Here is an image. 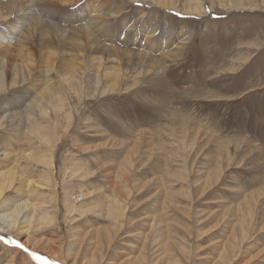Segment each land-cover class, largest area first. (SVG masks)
<instances>
[{
	"label": "rangeland",
	"instance_id": "rangeland-1",
	"mask_svg": "<svg viewBox=\"0 0 264 264\" xmlns=\"http://www.w3.org/2000/svg\"><path fill=\"white\" fill-rule=\"evenodd\" d=\"M96 1L107 14L97 25L114 28L101 43L102 31L83 25ZM146 1L35 2L43 12L0 48V63L9 61L0 84L17 82L0 89V156L12 151L41 176L24 156L40 158V129H51L58 140L44 189L60 212L58 224L44 221L29 235L10 230L0 212V235L29 249L1 242L0 264H264V0L238 11L196 0L199 16ZM31 18L44 32L28 42ZM20 38L32 54L23 59ZM108 72L120 74L118 85ZM43 79L53 87L35 96ZM57 92L68 103L60 119L50 101ZM33 99L46 114L28 107ZM3 158L0 173L13 163ZM13 197V207L26 199L18 190ZM110 202L125 209L120 219Z\"/></svg>",
	"mask_w": 264,
	"mask_h": 264
},
{
	"label": "bare ground",
	"instance_id": "bare-ground-1",
	"mask_svg": "<svg viewBox=\"0 0 264 264\" xmlns=\"http://www.w3.org/2000/svg\"><path fill=\"white\" fill-rule=\"evenodd\" d=\"M23 1L24 0H18V1L16 0V1L11 2L8 0V2H5L4 4L0 5V48L1 49L4 48L5 44L9 45V44H12L13 41L17 40V37L15 38V36H18V34H21V35L23 34V26L27 25V17H30L34 14L38 15V13L43 12V11H41L42 9H40L39 10L40 12L37 13V9H33V7L35 6L34 5L35 2L36 3L42 2L45 4H51V3H55V2H64L66 0H28L26 6H21ZM181 1L182 0H147L143 5H150V6H153V8L156 7L159 9L163 8L165 11H169V10L171 11L172 10L175 13L184 14V15H186V14L194 15L193 13H196L195 16L202 15L201 13H202L203 7H202L201 3L193 4L196 0H186V2L189 4L184 5V7L180 8L179 4L181 3ZM216 1H218L220 3V5L222 7H224L226 10H237L238 11V10L246 9V7H251V8L254 7V5H252L254 0H216ZM104 2L105 1H103V3ZM97 3H99V1L98 2L97 1L91 2L90 5H88L90 8H88V7L86 8V10H87L85 12L86 17L84 16L85 18L83 19V21H85V24H83V25H86L87 28L89 26H91V28L95 30L97 36L99 34H102V36H100L101 38L100 37L97 38V41L99 43H101L102 41L99 39H102V38L105 39V37L108 38L106 34L109 31L113 30L114 28H110V27L106 26L105 24H103L102 26L97 25V23L99 22L98 21L99 16L107 15L104 13V11H101L102 5L101 4L97 5ZM5 12H8V17L5 15H2ZM31 21L32 22L30 25V31L25 30V34H24V36L27 38L26 41H28V42L32 41L31 39H34V36H35V34L37 35L38 31H40L41 33L44 32V29H43L44 23L43 22H41L40 20L35 22L34 18H31ZM93 24L94 25L96 24L94 26V28H93ZM145 27L146 26L144 25L143 29H147ZM97 32H101V33L98 34ZM146 32L148 33L149 30L148 31L146 30L145 34H147ZM41 33H40V36L42 37ZM110 33L111 32H109V34ZM116 33H118V32H116ZM137 33H140V32L137 31ZM151 33H152V31L150 32V34ZM30 34H32V35H30ZM146 38H148L149 41L153 40V38H151V36H150V38L148 36H146ZM166 40H168V39H166ZM177 40H178V42L182 40V42H180V43L183 44V42H184V44H185L189 40V37H186V38L178 37ZM18 44L19 45L18 46L16 45V48L21 47L20 53L22 54V56H21V54H19L21 56L20 58H22V57L24 58L25 51H27V53H28L29 49L25 48V46H23L24 41L21 38L18 41ZM153 44H155V43H153ZM171 45H174V43ZM154 46L155 45H153V48H154ZM174 48H177V47H174ZM123 51L125 54H129V55L132 54L133 52L138 53L140 55L143 53V52H139V51H126V50H123ZM43 53L44 52L42 51L41 54H43ZM47 53L49 54V52H47ZM28 54H30V53H28ZM50 54H51V52H50ZM8 55H10V54H8ZM30 55H32V54H30ZM30 55H29V57L31 58ZM144 55H148V54L144 53ZM9 57L11 58V56H9ZM172 57H173V55L171 53L161 55L160 56L161 63H166L167 59H170ZM17 58H19V57H17ZM45 61H46V58H45ZM48 61H54V60H53V58L51 59V57L49 56ZM99 61H100V59H98V62ZM8 62L5 61L3 63H0V65L2 64L6 67L5 72H7ZM42 62H43V60H42ZM102 62H103V60H102ZM15 63H13V64L15 65ZM104 63H103V65H104ZM153 65L157 66L158 64L156 62H154ZM21 66H22V64H21ZM101 67H103V66H101ZM14 69H15V67L13 68V70ZM113 69L115 70V68H113ZM8 72H9V70H8ZM105 77L107 80L112 79L111 82L114 85H116V84L118 85V82L121 80L119 78V77H121L120 74L118 75V73H114V72L105 73ZM102 80L104 82L103 77H102ZM41 81H42L43 85H45L44 83L46 82V86L43 88V91H38V92L34 91L36 94L35 96L39 95V97H46L48 95V93L50 92L49 88L53 87V86H52V83H50V79H47L46 81H45V79H43ZM36 82H38V80ZM16 84H17L16 80L14 81V83L11 84V86L8 85V86L3 87V84L2 85L0 84V89H2L3 91H8L12 87H14ZM109 84L111 85L110 82H109ZM112 87H115V86H112ZM50 101L56 102L54 104V110L58 114V117L60 119L63 115L64 107H66L68 105V103L61 98L60 92L53 93V95L50 98ZM34 104H36L37 106H35ZM28 107H31L34 110L39 109L41 111V113H44V114L47 113V110L44 108L42 103L39 104L36 99H33L32 102L28 105ZM22 112H20V114H22ZM0 124H2V123L0 122ZM2 126L3 125H0V127H2ZM38 138H40L44 141L42 143L44 144V146L46 147L47 150L45 151V153H43L41 155L40 158H36L35 154H26L24 156V161H26V162L37 161L39 163V165L35 164V166L43 169L41 176L30 175L31 173L35 172V169L33 167H30L29 165H27V163L20 161V159L18 158V154L12 153V151L5 149V150H3L4 151L3 155L0 156V158L4 157L3 160L11 159V161L13 162V163H11L12 167L8 171L0 173V212L4 213V215H1V217L4 218L3 221L7 224V227L10 230H17L20 234H28L29 235L33 231H40V229H43L42 224L44 221H48V222H51L53 224L54 223L58 224L57 220H58V215L60 212L54 206V198L52 196L53 193L51 191L44 189L45 187L49 188V186H50L49 184H51V182H52V179L50 177L46 176V174L48 173V171L51 172L54 170L53 151L55 149V146H57L56 142L58 140V137L51 129H46L45 131H41V129H40V134L38 135ZM0 151H1V149H0ZM6 162L7 161H5V163ZM16 183L19 184L18 187H16ZM16 190H18V193L20 194V196L23 194L26 197V199L23 200L22 202L18 203L15 207H13L14 202H15V198L13 196L15 195ZM79 195H80V197H84L83 193H80ZM75 196H77V195H75ZM70 204H72V202ZM47 205H50V206H47ZM109 206H110L109 207V213L114 215L116 219H120V217L122 215V211L124 212L125 209L119 210V207L118 208L114 207L112 202H110ZM49 209H52V211L50 212ZM71 209H72V211H71ZM73 210H75V207L73 205L69 206V208L67 209L68 214L66 215V217L71 216L73 213ZM26 212L28 214L26 216H24V221L22 223L23 226H20L21 225V222H20L21 216H23V214ZM81 215L84 216V213L82 212ZM4 238L9 239L6 236ZM1 242H3V240L2 241L0 240V243ZM8 246H10V245L8 244ZM91 262L92 261L90 260L86 264H91Z\"/></svg>",
	"mask_w": 264,
	"mask_h": 264
},
{
	"label": "snow or ice",
	"instance_id": "snow-or-ice-1",
	"mask_svg": "<svg viewBox=\"0 0 264 264\" xmlns=\"http://www.w3.org/2000/svg\"><path fill=\"white\" fill-rule=\"evenodd\" d=\"M177 15H179V14H177ZM0 240H3L4 243H6V244H13V245H16L17 247L23 249L25 252H28V251H29V249H27V248L25 247V245H23L22 243H20V242H18V241H16V240L5 239L3 236H0ZM31 255H32V257H33L34 259H36V260H43V259H44V257L40 256V255L37 254V253H32ZM54 264H55V262H54Z\"/></svg>",
	"mask_w": 264,
	"mask_h": 264
}]
</instances>
